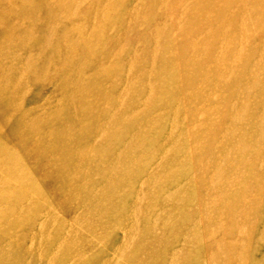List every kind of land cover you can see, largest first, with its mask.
Returning a JSON list of instances; mask_svg holds the SVG:
<instances>
[{
    "label": "rangeland",
    "instance_id": "obj_1",
    "mask_svg": "<svg viewBox=\"0 0 264 264\" xmlns=\"http://www.w3.org/2000/svg\"><path fill=\"white\" fill-rule=\"evenodd\" d=\"M0 264H264V0H0Z\"/></svg>",
    "mask_w": 264,
    "mask_h": 264
}]
</instances>
